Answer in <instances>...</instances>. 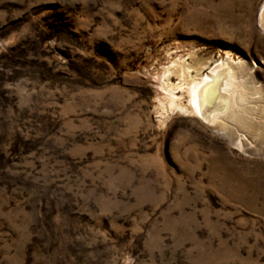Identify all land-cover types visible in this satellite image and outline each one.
I'll list each match as a JSON object with an SVG mask.
<instances>
[{
	"label": "rangeland",
	"instance_id": "1",
	"mask_svg": "<svg viewBox=\"0 0 264 264\" xmlns=\"http://www.w3.org/2000/svg\"><path fill=\"white\" fill-rule=\"evenodd\" d=\"M263 1L0 0V264H264L262 112L165 86L244 63L264 110Z\"/></svg>",
	"mask_w": 264,
	"mask_h": 264
},
{
	"label": "bare ground",
	"instance_id": "2",
	"mask_svg": "<svg viewBox=\"0 0 264 264\" xmlns=\"http://www.w3.org/2000/svg\"><path fill=\"white\" fill-rule=\"evenodd\" d=\"M256 25L261 32H264V1L257 15ZM186 65L183 63L176 68L178 77L181 79L178 84L165 83L170 92L169 106L172 109L188 112V108L180 102L177 94L173 93L175 89H181L182 85L186 84L188 85L191 113L205 122L208 127L216 129L219 134L231 130L235 125L251 128L249 121L253 120L255 112L260 111L264 116L262 107L259 105L258 107L261 109L251 107L255 103L252 96L255 92V94H260L262 88L257 87L254 92L250 88H246L244 83L240 84L239 79L245 72L244 63L235 65L223 60L217 61L207 67V73L203 74L201 78L197 77L198 74L191 75L193 71ZM254 68L256 67L254 66ZM254 68L248 70L251 71L250 75ZM168 73L171 75L173 69L169 68ZM188 77L189 81L186 80Z\"/></svg>",
	"mask_w": 264,
	"mask_h": 264
}]
</instances>
